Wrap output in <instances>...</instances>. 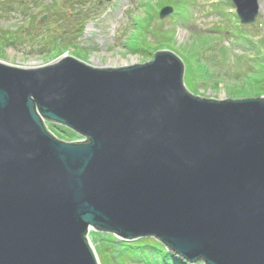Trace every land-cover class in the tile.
<instances>
[{
	"label": "water",
	"instance_id": "obj_1",
	"mask_svg": "<svg viewBox=\"0 0 264 264\" xmlns=\"http://www.w3.org/2000/svg\"><path fill=\"white\" fill-rule=\"evenodd\" d=\"M230 1L254 22L258 0ZM182 78L168 51L117 68L0 62V264H98L89 231L190 264H264V97L208 100Z\"/></svg>",
	"mask_w": 264,
	"mask_h": 264
},
{
	"label": "rangeland",
	"instance_id": "obj_2",
	"mask_svg": "<svg viewBox=\"0 0 264 264\" xmlns=\"http://www.w3.org/2000/svg\"><path fill=\"white\" fill-rule=\"evenodd\" d=\"M226 2L0 0V62L38 68L67 55L92 67H122L144 64L156 51L168 50L181 59L183 85L192 95L208 100L264 96V79H259L264 78V0H258L259 13L246 28ZM168 7L173 11L162 19L159 12ZM243 31L248 44L238 38ZM66 132V138L78 139L74 131ZM88 238L100 264H115L105 258L106 233L89 231Z\"/></svg>",
	"mask_w": 264,
	"mask_h": 264
},
{
	"label": "trees",
	"instance_id": "obj_3",
	"mask_svg": "<svg viewBox=\"0 0 264 264\" xmlns=\"http://www.w3.org/2000/svg\"><path fill=\"white\" fill-rule=\"evenodd\" d=\"M241 40L242 43L248 41L243 36H241ZM45 128L50 134L56 135L62 141H72V139L66 138V128L62 125L45 122ZM77 137L81 139V137ZM107 235L108 239L104 244L105 258L113 260L115 264H190L165 249L154 238L146 237L134 241H121L112 234ZM195 264L203 263L198 261Z\"/></svg>",
	"mask_w": 264,
	"mask_h": 264
},
{
	"label": "bare ground",
	"instance_id": "obj_4",
	"mask_svg": "<svg viewBox=\"0 0 264 264\" xmlns=\"http://www.w3.org/2000/svg\"><path fill=\"white\" fill-rule=\"evenodd\" d=\"M114 67V66H113ZM113 67H111V68H113ZM114 68H117V66L116 67H114ZM55 138L57 137L56 135H53ZM56 139H58V138H56ZM85 141V140H84ZM156 241L157 242H159L157 239H156ZM160 243V242H159ZM161 244V243H160ZM162 245V244H161ZM164 246V245H163ZM167 249V248H166ZM168 250V249H167ZM97 260H98V264H100V261H99V258L97 257Z\"/></svg>",
	"mask_w": 264,
	"mask_h": 264
}]
</instances>
